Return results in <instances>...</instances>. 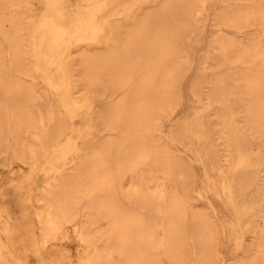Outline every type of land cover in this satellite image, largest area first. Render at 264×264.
<instances>
[{
  "label": "bare ground",
  "instance_id": "6f19581e",
  "mask_svg": "<svg viewBox=\"0 0 264 264\" xmlns=\"http://www.w3.org/2000/svg\"><path fill=\"white\" fill-rule=\"evenodd\" d=\"M212 1L0 0V155L42 172L1 264H264V0H220L188 99Z\"/></svg>",
  "mask_w": 264,
  "mask_h": 264
},
{
  "label": "rangeland",
  "instance_id": "374dc122",
  "mask_svg": "<svg viewBox=\"0 0 264 264\" xmlns=\"http://www.w3.org/2000/svg\"><path fill=\"white\" fill-rule=\"evenodd\" d=\"M247 1L251 2V0H244V3H247ZM228 2L230 4H233L232 1H228ZM221 4L222 3L220 2V0H213L212 3L206 5L205 8H200V9H205L208 12L209 20L199 34L201 37V42L198 45L194 46V48L191 52L190 68L188 69L187 74L182 81L183 82L182 88H184L183 91H185L184 94H185L186 98H188L186 96V92L188 90H186V89H188L190 82H192V80L196 74V68H197L199 61L203 55V52L206 48V43L210 39L212 33L216 30L217 25H215L214 23H215L217 16H218L217 11L222 8ZM73 6L74 5H71L70 7H73ZM79 7H84V6H79ZM38 87H39L38 91L40 93L42 92V89L46 88L43 81H40V83L38 84ZM40 87H42V88H40ZM188 99L184 100L183 105L186 104V106H189L190 101H188ZM95 112H96V110H95ZM177 113H179L178 114L179 118H182L187 114L186 110L183 113H181V110H178ZM94 134H95V132H94ZM178 149H179L180 153L186 154V151L183 150V148L181 146H178ZM73 156H74V149L70 148V150L66 154V158H64L63 160L68 161L69 158H72ZM0 158L2 160V161L0 160V203L6 204L7 207L13 212L14 216H20V209L21 208L26 209V213H27L28 218L26 217L27 219L25 218L24 221H27V222L28 221H34V220H32L34 215L32 214V208L30 207L31 202L28 199H26L25 197H28L30 192L32 193V188L34 186L36 187V185H39L38 183H40V184L42 183V182H40V181H42V172L38 171L36 174H34V177H33L34 179L30 181V179H28V178H29V175L31 173L29 172L26 164L20 165V162L15 161V160H10L9 161L10 163H9L1 155H0ZM57 158L60 159V158H62V156H60V157L57 156ZM190 161L192 162V165L194 167V169H193L194 177L201 180L205 175V170L203 169L202 166H200L198 164V161L195 160L194 157H192ZM15 162H17V163H15ZM4 163H6V164H4ZM13 164H15L14 167H13ZM16 164H19L20 166L16 165ZM24 165H26V166H24ZM15 166H17V167H15ZM25 178H27V181L24 180ZM200 188H202L201 183L197 189L199 190ZM200 191L203 192L202 190H200ZM206 194L209 197V203L213 206L215 212L217 213V220L219 221L220 227H221L222 231L224 232V235L227 236L229 230L231 229V222L234 220L233 215H230L228 213L227 209H225L224 204H222V202L220 200H218L216 197L213 196L212 191H208V192L204 193L203 195H206ZM22 195L24 196V199H22ZM197 200H198V196H197V198H194L195 202ZM0 225H1V218H0ZM0 234L2 236L1 237L2 242H4L5 236L3 235L2 231H0ZM226 238L227 237H225V239ZM71 242H73V243L75 242V244H77L75 239H71L70 243ZM73 243H72V245L69 243H66V245L69 246V249H71V252L74 254L76 252L75 247H77V246ZM72 247H74V249ZM26 248H27V252H28L27 258H28L30 264H51V263L54 264L53 262H55V264L56 263L57 264L63 263V260H61V258H59V256L56 255V253L53 249H48V253L50 255L45 254L44 256L42 255L41 257H43V258H41L36 254L35 247L33 245L28 244ZM233 248H234V243L229 242V244H227L226 247L220 248V251H219L220 254H218V256L224 257L225 262L226 261L229 262L230 261L229 254ZM222 249H223V251H222ZM47 257L50 259H48ZM74 257H75V264H85L82 261L81 262L79 261V259H78L79 257L77 255H75ZM39 258H41L43 260V263L39 262Z\"/></svg>",
  "mask_w": 264,
  "mask_h": 264
}]
</instances>
